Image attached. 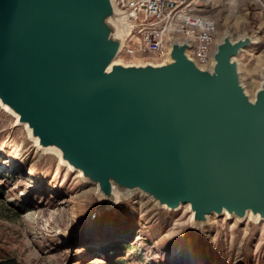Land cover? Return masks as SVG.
Instances as JSON below:
<instances>
[{
	"label": "water",
	"instance_id": "95a60500",
	"mask_svg": "<svg viewBox=\"0 0 264 264\" xmlns=\"http://www.w3.org/2000/svg\"><path fill=\"white\" fill-rule=\"evenodd\" d=\"M128 14L112 0H0V107L95 187V211L141 193L157 207L264 221V64L254 98L225 31L200 67L185 40L161 62L116 61Z\"/></svg>",
	"mask_w": 264,
	"mask_h": 264
},
{
	"label": "rangeland",
	"instance_id": "374dc122",
	"mask_svg": "<svg viewBox=\"0 0 264 264\" xmlns=\"http://www.w3.org/2000/svg\"><path fill=\"white\" fill-rule=\"evenodd\" d=\"M217 22L256 43L238 56L242 84L251 98L264 64V0H201ZM116 61L142 62L120 54ZM0 107V259L16 264H168L198 252L212 264H264V221L210 215L190 224L187 206L157 207L141 193L95 211V187L52 153H41L23 125ZM114 242L120 244L113 245ZM122 245V246H120ZM100 247H102L100 249Z\"/></svg>",
	"mask_w": 264,
	"mask_h": 264
},
{
	"label": "built area",
	"instance_id": "2783aa9c",
	"mask_svg": "<svg viewBox=\"0 0 264 264\" xmlns=\"http://www.w3.org/2000/svg\"><path fill=\"white\" fill-rule=\"evenodd\" d=\"M128 14L127 39L122 54L142 62H161L172 40H185L189 56L200 67L211 62L218 38L215 18L204 10L201 0H112Z\"/></svg>",
	"mask_w": 264,
	"mask_h": 264
},
{
	"label": "trees",
	"instance_id": "16d2710c",
	"mask_svg": "<svg viewBox=\"0 0 264 264\" xmlns=\"http://www.w3.org/2000/svg\"><path fill=\"white\" fill-rule=\"evenodd\" d=\"M118 242H114L113 245L119 246ZM122 246V245H120ZM102 247H100L101 249ZM212 257H206L205 255H200L198 252H194L189 254L188 252H184L182 255L171 259L168 261V264H212ZM0 264H16L15 260L11 258L0 259Z\"/></svg>",
	"mask_w": 264,
	"mask_h": 264
},
{
	"label": "bare ground",
	"instance_id": "6f19581e",
	"mask_svg": "<svg viewBox=\"0 0 264 264\" xmlns=\"http://www.w3.org/2000/svg\"><path fill=\"white\" fill-rule=\"evenodd\" d=\"M4 108H5V107H4ZM183 206H187V209H188V205H187V204H186V205H183ZM224 215H225V214H224ZM247 217H250V220H251V219H252V220H255V219H256L254 216L251 215L250 212L247 213L246 218H247ZM234 218L237 219L236 217H234ZM237 220H238V219H237Z\"/></svg>",
	"mask_w": 264,
	"mask_h": 264
}]
</instances>
